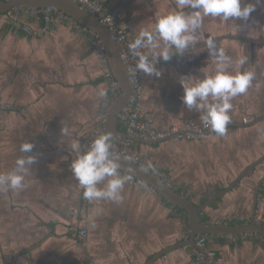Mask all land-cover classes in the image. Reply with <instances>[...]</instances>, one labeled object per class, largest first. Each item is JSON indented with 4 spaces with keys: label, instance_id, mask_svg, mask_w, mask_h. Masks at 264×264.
<instances>
[{
    "label": "crops",
    "instance_id": "0c3cea01",
    "mask_svg": "<svg viewBox=\"0 0 264 264\" xmlns=\"http://www.w3.org/2000/svg\"><path fill=\"white\" fill-rule=\"evenodd\" d=\"M102 1L118 14L121 26L130 27L129 42L140 31L151 30L159 15L177 10L176 0ZM243 3L256 4L247 21L205 17L197 45L209 37L236 36L216 40L233 59L228 70L256 74L247 92L232 101L230 115L236 122L227 126L226 135L211 130L194 141H134L130 149L151 168L167 172L177 192L198 206L264 155V3ZM23 21L31 22L27 17ZM30 25L32 35L0 17V100L25 110L0 116V174L14 169L23 143L34 144L28 155L37 157L22 190L0 189V264H147L162 251L166 254L151 264H195V248L179 246L190 234L186 212L142 181L138 186L127 181L119 203L89 201L86 209L74 213L81 206L83 189L71 173L78 153L70 145L78 140L86 149L87 140L103 130L102 115L113 100L104 75L110 68L92 46L91 31L68 16L54 15L48 32L40 22ZM241 57L247 58L244 65L238 63ZM156 67L160 77L143 73L144 115L153 118L159 130L189 120L201 122L199 113L182 102L180 79L215 74L216 61L207 46L183 56L173 54ZM119 127L124 132L120 122ZM263 178L264 162L216 200L215 207L213 202L204 209L202 219L215 224L251 219ZM259 215L264 218V182L255 218ZM234 216H239L236 222ZM82 229L88 231L85 239L79 236ZM215 237L209 245L216 252L215 264H264L263 236L254 234L239 243Z\"/></svg>",
    "mask_w": 264,
    "mask_h": 264
},
{
    "label": "clouds",
    "instance_id": "9594fccd",
    "mask_svg": "<svg viewBox=\"0 0 264 264\" xmlns=\"http://www.w3.org/2000/svg\"><path fill=\"white\" fill-rule=\"evenodd\" d=\"M257 3H264V0H257ZM176 8V11L159 15L151 30L140 31L128 45L136 57V70L148 76L160 77L162 73L156 67L159 59L167 62L173 54L183 56L194 49L204 35L205 17L247 21L255 11L256 4L243 3V0H176ZM185 9L192 11L185 12ZM206 46L209 57L216 61V72L202 79L181 77L180 83L184 89L181 99L189 111L199 113V120L204 126L224 136L231 123L233 99L247 92L256 74L251 71L230 72L232 57L224 49L218 48L211 37L207 38ZM246 61V57H241L238 63L244 65ZM105 95L106 92H100L101 97ZM70 147L78 153L70 169L83 189V197L90 202H121L125 184L131 177L120 175L119 159L112 153V134H100L86 149L81 147L78 140ZM33 148L34 144L30 142L20 145L22 155L16 159L14 169L0 174V189L24 188L25 177L37 159L35 155H28Z\"/></svg>",
    "mask_w": 264,
    "mask_h": 264
},
{
    "label": "built area",
    "instance_id": "2783aa9c",
    "mask_svg": "<svg viewBox=\"0 0 264 264\" xmlns=\"http://www.w3.org/2000/svg\"><path fill=\"white\" fill-rule=\"evenodd\" d=\"M10 1V0H7ZM79 4L82 8L86 9L91 15L97 18V20L104 25L110 32L114 42L118 46H122L129 42L131 29L129 26H121L118 23L119 16L112 10L108 5H106L102 0H72ZM60 14V12L53 8H45L34 10L26 6H18L12 8L6 14L0 15L4 20L12 27L24 31L28 35L34 34V30L30 25L31 22H40L43 26V31H50L53 23V16ZM29 18L31 22L23 21V18ZM79 28H86L78 25ZM94 37L92 41V46L99 55L100 60L107 65L106 56L103 50V46L99 38L91 32ZM121 60L127 64V72L129 75L130 84L132 87V93L128 104L119 114V122L122 126L124 132L130 137H137L147 141H161L168 139L173 142L177 141H194L199 140L204 137L206 132L211 131L210 127L204 126L201 122H195L189 120L184 122L181 126L171 127L169 129L159 130L156 129L153 118L146 117L143 113V101L145 97V89L143 85V72L136 70V57L132 54L131 50H123L120 54ZM105 77L110 81V86L112 90V99H114L120 93V87L116 80L113 78V74L110 70L105 71ZM8 112H19L23 114L25 110L21 106H16L8 102H3L0 100V116ZM231 116V115H230ZM105 119V114L102 115ZM235 118L231 116V123L228 125H233L235 123ZM244 123H247V119H243ZM88 141V140H87ZM86 148L91 146L92 141L87 142ZM134 141L130 138L116 137L112 141V153L117 158H122L125 160L137 163L147 169L152 170L157 174L169 187L177 191V187L174 185L170 175L156 168H151L144 159L139 156H133L131 152V146H133ZM120 175H128L123 174ZM130 176V175H129ZM131 177V176H130ZM128 182L131 185L138 186L140 180L131 177ZM153 188V187H152ZM151 188V189H152ZM155 190V189H152ZM89 201L81 197V206L74 210L75 214H79L80 211L87 208ZM234 221L239 219V216H234ZM245 219V223L249 222ZM257 222L264 221L263 216H257L255 218ZM254 234H245L241 236H226L225 238L231 243H239L240 240L247 239L249 236ZM257 235V234H255ZM79 236L85 239L88 236V231L82 229L79 231ZM215 236L201 235L198 236L195 248V264H215L216 252L209 248V245L214 243Z\"/></svg>",
    "mask_w": 264,
    "mask_h": 264
},
{
    "label": "water",
    "instance_id": "95a60500",
    "mask_svg": "<svg viewBox=\"0 0 264 264\" xmlns=\"http://www.w3.org/2000/svg\"><path fill=\"white\" fill-rule=\"evenodd\" d=\"M18 6H26L34 10L53 7L60 13L68 16L81 26H84L85 28L96 34V36L101 41L108 66L113 74V78L119 84L120 93L111 101L106 109L105 124L103 130L98 135L89 138L88 141H93L97 136L105 132H110L112 134V141L116 137L130 138L135 142L148 145H154L163 141H168V139L161 141H147L137 137H130L125 132H122L120 130L119 114L128 104L132 93V87L127 72V64L121 60L120 54L123 50H129L128 45L131 42H128L122 46H118L114 42L109 30L104 25H102L96 17L91 15L86 9L82 8L79 4L72 0H0V15L6 14L12 8ZM184 11L191 12L192 9H185ZM222 38L238 39V37L236 36H223L214 40L216 41ZM204 46H206V43L196 46L195 48H201ZM159 61H163V59L161 58L159 59ZM208 133H210V131L206 132L204 136ZM118 159L121 165L120 171L125 172L128 175L139 179L145 184L155 188L170 204L186 212L187 224L190 228V234L188 236V239L182 242V244L179 246H191L196 248L197 238L201 235L241 236L245 234H257L264 237V224L259 223L255 220L256 210L258 206L259 190L264 182V178L260 181L255 192L253 213L249 222L238 224H215L204 222L201 216V212L204 209H206L213 202L224 197L228 192L234 189V187L246 176L248 171L262 164L264 162V155L256 162L245 168L230 186L225 188L222 192L214 195L201 206H198L188 197L169 187L152 170L129 160H125L122 158ZM179 246L177 247L179 248ZM165 254V251L160 252V254L152 257L150 262H148L147 264L153 263V261L158 260Z\"/></svg>",
    "mask_w": 264,
    "mask_h": 264
},
{
    "label": "trees",
    "instance_id": "16d2710c",
    "mask_svg": "<svg viewBox=\"0 0 264 264\" xmlns=\"http://www.w3.org/2000/svg\"><path fill=\"white\" fill-rule=\"evenodd\" d=\"M218 201H219V200H218ZM218 201H217V202H218ZM217 202L213 203V204L211 205V207H215ZM203 221H204V222H207V219H206L205 217H203Z\"/></svg>",
    "mask_w": 264,
    "mask_h": 264
}]
</instances>
